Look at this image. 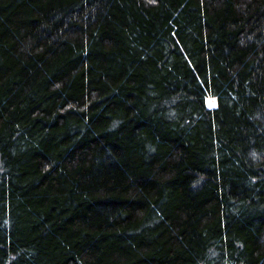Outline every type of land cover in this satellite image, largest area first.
Listing matches in <instances>:
<instances>
[{"label":"trees","instance_id":"16d2710c","mask_svg":"<svg viewBox=\"0 0 264 264\" xmlns=\"http://www.w3.org/2000/svg\"><path fill=\"white\" fill-rule=\"evenodd\" d=\"M0 264H264V0H0Z\"/></svg>","mask_w":264,"mask_h":264},{"label":"rangeland","instance_id":"374dc122","mask_svg":"<svg viewBox=\"0 0 264 264\" xmlns=\"http://www.w3.org/2000/svg\"><path fill=\"white\" fill-rule=\"evenodd\" d=\"M207 104L209 106L214 105L215 104V99L214 98H207Z\"/></svg>","mask_w":264,"mask_h":264}]
</instances>
